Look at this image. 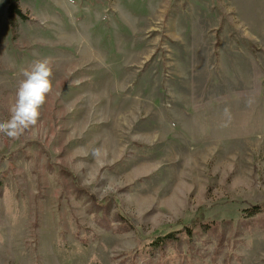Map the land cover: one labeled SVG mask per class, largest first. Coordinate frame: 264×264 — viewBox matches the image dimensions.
<instances>
[{
    "label": "rangeland",
    "instance_id": "374dc122",
    "mask_svg": "<svg viewBox=\"0 0 264 264\" xmlns=\"http://www.w3.org/2000/svg\"><path fill=\"white\" fill-rule=\"evenodd\" d=\"M17 5L0 121L33 61L53 86L0 134V264H264V0Z\"/></svg>",
    "mask_w": 264,
    "mask_h": 264
},
{
    "label": "clouds",
    "instance_id": "9594fccd",
    "mask_svg": "<svg viewBox=\"0 0 264 264\" xmlns=\"http://www.w3.org/2000/svg\"><path fill=\"white\" fill-rule=\"evenodd\" d=\"M52 74L50 58L35 60L23 70L24 79L19 82L15 101L10 107V118L0 121V134L16 139L38 123L40 108L53 86ZM99 151L95 149L94 153Z\"/></svg>",
    "mask_w": 264,
    "mask_h": 264
},
{
    "label": "trees",
    "instance_id": "16d2710c",
    "mask_svg": "<svg viewBox=\"0 0 264 264\" xmlns=\"http://www.w3.org/2000/svg\"><path fill=\"white\" fill-rule=\"evenodd\" d=\"M7 6H8V17H9V22L11 25H14V17L16 16L19 19L25 20L26 17L22 14L21 10L18 8V0H6ZM0 187H1V182H0ZM262 206H256L253 207L251 210L252 214H258L260 210L262 209ZM195 222V220L193 221ZM199 227H207V228H215L218 226V224H203V223H197ZM171 238L170 235L162 237L161 239H158V242L160 243L159 245H162L164 242L169 241Z\"/></svg>",
    "mask_w": 264,
    "mask_h": 264
}]
</instances>
